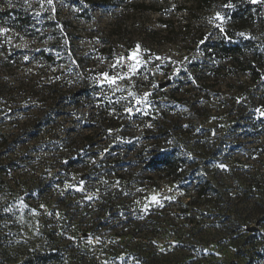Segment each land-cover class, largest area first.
<instances>
[{"label": "rangeland", "instance_id": "1", "mask_svg": "<svg viewBox=\"0 0 264 264\" xmlns=\"http://www.w3.org/2000/svg\"><path fill=\"white\" fill-rule=\"evenodd\" d=\"M2 17L0 264H264V0Z\"/></svg>", "mask_w": 264, "mask_h": 264}, {"label": "trees", "instance_id": "2", "mask_svg": "<svg viewBox=\"0 0 264 264\" xmlns=\"http://www.w3.org/2000/svg\"><path fill=\"white\" fill-rule=\"evenodd\" d=\"M193 1H199V2H204L206 4H209L210 0H193ZM239 15V13H238ZM3 19L0 20H5L4 17H2ZM9 19L11 17H8ZM240 19H243V16L240 15L239 16ZM19 20V19H18ZM17 20V21H18ZM16 21V22H17ZM238 46L235 49H229V51H236L238 50ZM258 73L256 71H254V75H257ZM176 159L173 158V154L172 152L167 153H161L155 157H153V159H151V161L149 162L148 166H152L153 168H160L161 170H165L167 171L169 174H172L173 170L176 168ZM63 262L65 261L63 259V256H60L57 252L48 250L45 252H39L35 255H31L28 256L26 258H24L21 262H19L18 264H49V263H56V262Z\"/></svg>", "mask_w": 264, "mask_h": 264}, {"label": "snow or ice", "instance_id": "3", "mask_svg": "<svg viewBox=\"0 0 264 264\" xmlns=\"http://www.w3.org/2000/svg\"><path fill=\"white\" fill-rule=\"evenodd\" d=\"M49 2H51V0H49ZM252 2L255 3L256 0H252ZM215 19H216V20H219V21H221V23H223V19H222V17L220 16L219 13H217ZM220 31H221V32L224 31L223 27L220 28ZM137 47H139V46H137ZM135 67H136V66L133 65L132 68H131V70H132V71H135ZM104 76H105L106 79H108V74H107V73H105ZM109 82H110V83H114V82H115L114 78L109 79ZM262 115H264V113H262ZM221 167H223V165H221ZM153 200H156V198L153 197ZM157 203H158V201H157Z\"/></svg>", "mask_w": 264, "mask_h": 264}, {"label": "water", "instance_id": "4", "mask_svg": "<svg viewBox=\"0 0 264 264\" xmlns=\"http://www.w3.org/2000/svg\"><path fill=\"white\" fill-rule=\"evenodd\" d=\"M163 87H165V85H161V86H160V88H163Z\"/></svg>", "mask_w": 264, "mask_h": 264}]
</instances>
